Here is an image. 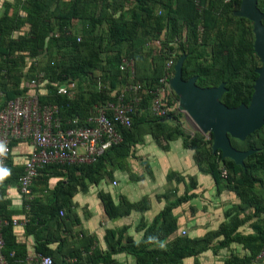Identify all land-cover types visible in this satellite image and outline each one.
<instances>
[{"label":"trees","instance_id":"obj_1","mask_svg":"<svg viewBox=\"0 0 264 264\" xmlns=\"http://www.w3.org/2000/svg\"><path fill=\"white\" fill-rule=\"evenodd\" d=\"M101 1L0 0L3 7L0 14V109L8 100L24 93L33 92L37 95L40 104L58 105L61 119L66 120L75 115L83 118L94 104L110 100L118 91L115 88L117 84L123 86L124 83L130 81L128 72L120 70L119 66L122 58L127 57L134 60L133 81L140 82L142 89L136 93L140 98V103L132 115L131 127L121 129L122 141L106 150L94 164L60 166L61 168L65 167L70 173L69 181H73V175L78 172L79 175H86L88 181L98 183L100 180L94 175L103 168L105 161L123 159L128 156L130 148L138 141L137 135L140 126L148 123H153L154 126L162 124L163 118L159 119L153 116H150L152 119L147 122L144 110L149 114L152 92L159 85L158 80L163 74L165 61L174 51L178 50L173 45L174 40L177 39L178 45L181 47L183 42H196L201 35V38L205 39L210 30L216 26L219 13L227 11L229 8V3H225L224 0H208V5L204 6L201 14L203 32L198 35V14L194 10V0H120L118 2L120 6L133 1L130 14L119 13L117 16H113L118 8L115 6L116 4L110 2L105 4L111 10V14L108 12L106 16L99 11L97 16L90 14V11L94 10L95 3H99V10L104 6ZM229 1L238 3L236 0ZM53 7L56 9V14L53 13ZM259 8L264 14V2H260ZM179 19L186 26L183 40L180 38L182 26L179 25ZM73 20L82 22L80 26L82 32L86 33L85 35L82 33L83 36L80 37L72 30ZM103 22L106 23L105 33H94V29ZM142 31L146 32V37H142L143 39L138 44V40H140L138 37ZM77 37H79V41H77ZM102 39L106 40V47L110 45V48L117 49L115 56L105 62H102L100 57ZM149 42L150 46L147 47L146 44ZM232 44L235 45L233 49L229 47ZM122 46H126L124 51H122ZM53 48L73 56L72 60L61 64L58 73H54L52 70L43 72L34 69L32 64L24 71L27 61L33 63L32 59L42 50L51 51ZM82 48L86 51L85 55L80 52ZM144 49L150 52L143 55L146 59L149 58L147 61L148 71L141 75L138 72L137 62L143 58L142 51ZM227 49L225 55L220 53ZM216 52L218 56L215 70L206 69L201 65L190 70V62L187 58L182 66V79L196 74V84L204 88L215 87L224 82L226 91L220 97V101L224 105L229 108L237 107L240 104L248 105L253 93L254 81L257 78L254 71L257 60L252 52L251 40L245 38L244 33L235 34L232 37V43H228V47L219 46ZM179 55L173 56L174 64ZM94 68H97L101 74H97L92 79L88 78L87 74ZM170 74H173V66ZM82 79L92 80L91 83L95 90L88 92L76 87L72 100L57 94L56 89L60 84L73 83L74 80L76 83H81L79 80ZM30 80H35L34 86H30ZM42 82L45 83L44 86ZM105 84L110 86L107 90L104 88ZM40 86H42L41 89ZM72 86L75 85L72 84ZM171 93L170 90V94L166 96L168 103H174L177 99L174 94L173 99L170 96ZM170 114L172 113L170 112ZM177 134L183 137V145L193 150L199 167L211 175L215 185L223 184L226 190L234 192L238 196L240 201L238 207H252L254 214L264 211V195L259 192L261 186H264V127L246 136L242 142H234L230 138L231 145L235 149H255L254 153L245 158V169L235 165L229 159H221L219 151L213 154L207 147V140L202 138L199 133L183 136L181 132L176 133L173 130L166 139L172 140L177 137ZM16 143L14 142L13 145ZM220 160L223 164L219 162ZM221 167L226 169L225 178L221 177ZM44 172L45 169L41 171L38 178ZM21 173L22 167L12 166L8 157L1 183L7 182L10 178L17 179ZM191 197V195L187 198L183 197L177 200V203L162 209L155 216L152 224L142 227L143 234L137 242L131 238H124L121 232H116V240L108 244V256L107 254L102 255L101 261H105L110 254L124 252L133 256L135 264H180L183 259L202 253L206 250L207 244L210 245L209 242L221 237L218 244L221 247L239 242L250 252L249 255L241 257L233 254L223 264H251L264 246L263 223L254 225L256 234L247 237L236 234L242 223V220L236 216L232 217L228 224L221 225L219 232H206L201 239L187 238L186 235L180 233L175 234L177 221L170 214L171 208ZM101 200L107 216L112 219L128 216L134 208L133 204L126 201L115 206L108 197ZM237 206L235 208L239 209ZM50 208L54 209L53 206ZM121 209L123 210L120 211ZM122 239H126L123 245L120 242ZM161 245H165L167 248L164 249ZM78 259L79 256L72 264H97L99 262L97 252L87 255L83 260L85 263Z\"/></svg>","mask_w":264,"mask_h":264},{"label":"crops","instance_id":"obj_2","mask_svg":"<svg viewBox=\"0 0 264 264\" xmlns=\"http://www.w3.org/2000/svg\"><path fill=\"white\" fill-rule=\"evenodd\" d=\"M143 135L146 136V141L152 140L149 133ZM152 142L154 144L152 147L155 149L153 155H147L144 144L139 145L136 151L138 159H129V152L126 158L105 161L103 168L109 169V174L102 173V176L100 174L94 177L112 178V181H116V186L117 179L125 180V193L122 196L126 202L134 199L132 197H135V187L141 184L140 188L144 190L148 182L159 181V178H212L206 170L199 167L193 150L185 147L180 137L167 140L163 148ZM29 151L30 147L27 143L20 142L13 145L9 156L12 166L22 167ZM44 169V174L32 183L29 210L24 207L25 199L18 189L17 179L10 178V181L0 185V215L8 220L20 221L18 226H8L2 233L3 252L10 264H38L39 256L51 257L53 264H72L78 256V261L82 262L93 252H97L99 259L97 264H135L133 256L124 252L110 254L105 261H101L102 255L108 256V244L116 240V232H121L124 238H131L134 242L139 241L143 234L142 227H138L137 223H131L130 219L128 221L129 215L135 214L132 213L133 211L124 217L112 219L107 216L101 199L108 197L113 205L118 204L111 196L112 193L107 191V188L116 187L112 186V181L108 185L104 181L94 183L88 181L86 175H79L78 172L73 175L74 180L69 181L71 175L65 167L49 165ZM126 178H137V181ZM147 178L152 179L147 180ZM221 195L224 199L238 202L235 196L229 193ZM50 206L54 209L51 210ZM59 211H62V215H59ZM143 215L144 213L141 212L135 218L140 219ZM199 223L191 222L190 229L195 233L194 236L191 234L193 237L203 236L205 232L215 230L219 225ZM238 228L240 229V226ZM246 230L247 228H244V233L247 232ZM120 242L123 245L126 239ZM229 248L236 249L238 257L250 253L239 242L230 243ZM229 252L230 250L224 248L213 255L212 249L208 248L195 257L183 259L180 264L188 261L199 264V257L202 262L200 264H204L205 261L207 264L222 263L223 256ZM251 264H264V256L253 260Z\"/></svg>","mask_w":264,"mask_h":264},{"label":"rangeland","instance_id":"obj_3","mask_svg":"<svg viewBox=\"0 0 264 264\" xmlns=\"http://www.w3.org/2000/svg\"><path fill=\"white\" fill-rule=\"evenodd\" d=\"M225 3H229V8H227V11H223L220 12L219 15L217 16V23L216 26L210 30L208 36L205 39H202V32H203V27H202V10L204 8V6L208 5V0H194V10L195 12L198 14L197 20H198V25H197V29H198V35H201V37L196 41V42H183V45L180 47L178 45V40L175 39L174 40V47L178 48L177 51H174L173 54L175 55V57L177 56V54H180L178 56V58L180 57H184L183 60V64L185 62V60L188 58L190 64H189V69L192 70L194 68H196L197 66L201 65L202 67L209 69V70H215L217 67V63L216 59L218 54H216L218 51V47L219 46H226L228 47V43H232V37L235 36V34L238 33H244L245 34V38H247L248 40H251L252 42V52L253 55L255 56L254 58L257 60V66L254 69V71L258 68H261L263 63L261 62V60L258 58V56L256 55L254 48H253V43H254V38H255V32H254V21L253 19H250L246 16H242L240 14V8H241V4H242V0H236L238 1V3H232V1L230 2L229 0H224ZM110 2L111 4H116L115 6H117V11L115 13H113V16H117L119 13L121 14H130V10L131 8H133V1H129L128 3H126L123 6H120V4H118V2H120V0H102L101 3L104 5L103 7H101V11L99 10V3H95L94 4V10L90 11V14H93L94 16H97L98 11L101 12L102 14H106V16L108 15V12H110L111 14V10H109V8L107 7V5L105 3ZM260 2H264V0H255V8L264 16L263 12L261 11V9L259 8ZM126 6V7H124ZM2 5L0 3V14L2 13ZM53 13L56 14V9L55 7L52 8ZM128 15V14H127ZM263 16L260 19L261 24L264 26V22H263ZM53 20V19H52ZM152 21V20H151ZM82 22L80 20H73L72 21V30L79 35L80 37L83 36V34L85 35L86 33H83L81 30V24ZM179 25L182 26V34L180 36V38L183 40L184 39V34L186 33V26L185 23L182 22V20L180 21L179 19ZM140 29H142L140 27ZM106 31V23L103 22L101 25H98L95 29H94V33L96 34H104ZM86 32V31H85ZM83 33V34H82ZM162 35V34H161ZM144 37H146V32L142 31L139 34L138 40V44H140L141 40ZM163 37V36H161ZM105 39V38H103ZM102 39V40H103ZM181 44V43H179ZM218 45V47H217ZM235 45H237L235 43ZM235 45H231L229 47H232ZM106 40H103L102 43V48L100 50V57L102 59V62H105L107 59L113 58L115 56V53L117 51V49L115 48H110L111 46L109 45L108 47H106ZM110 48V49H109ZM126 48V46H122V51H124ZM147 50V49H146ZM145 49L142 51V57L145 54H148L150 52L146 51ZM228 51L224 50V51H220V53L222 55H225V53ZM233 51V50H232ZM81 54L85 55L86 51L84 48L81 49ZM179 52V53H178ZM63 54V55H62ZM72 55H68V54H64L62 52V50H56V48L51 49V51H47V50H42L40 52L39 55H37L36 57H34L32 60L33 63H31L30 61L26 62V66L24 68V71L29 68L32 64V66L34 67V69H38L40 71L44 70H52L54 73H58L59 72V67L61 66V64H64V62H68L70 60H72ZM149 57H151L149 55ZM177 58V59H178ZM149 60L146 59L145 57H143L139 62H137V66H138V72L139 74H146L147 73V61ZM177 61V60H176ZM176 63V62H175ZM182 64V66H183ZM97 74H101L99 72V70L97 68H94L93 70L89 71V74H87L88 78H93L94 76H97ZM173 75V74H172ZM195 77V84H196V79H197V75L193 74L191 75L189 78ZM63 78V77H61ZM184 79V80H188ZM75 82L71 83L74 84V90L76 91V87H78L81 90L84 91H94L95 87L94 85L91 83L93 82L92 80H79L81 81V83H76V80H74ZM45 82V81H44ZM44 82L43 86H44ZM224 83V82H221ZM220 83V84H221ZM123 84V82H122ZM125 84V83H124ZM123 84V85H124ZM197 85V84H196ZM219 85V84H218ZM217 85V86H218ZM198 86V85H197ZM110 86H108V84L104 85V88L107 90ZM122 87L121 84H117L116 85V90H120ZM200 87V86H198ZM216 87V86H215ZM42 88V86H40V89ZM204 88V87H201ZM87 89V90H86ZM97 89V88H96ZM170 90L172 91L171 87L169 86V91L165 92V96L164 99L162 100V102L165 103L166 106H168V108L173 109L174 106L178 107V102H179V97L177 94H175L173 91L171 93V97L174 99L173 94L177 96V99L175 100L174 103H168L166 102V96L170 94ZM254 92V89H253ZM85 95V94H84ZM145 114H146V120L147 122L151 121V115H149L147 113L146 110H144ZM143 112V113H144ZM170 117V118H168ZM164 120L161 121V125L159 126H154L153 123H148L145 125H142L139 127V131H138V135H137V143L132 146L130 148V158L132 160H136L139 157H137V148L139 145L144 144L143 146H145V149L147 150V155L151 156L154 154L155 149L154 147H152L154 144L152 141H154V143L158 146H160L161 148L164 147V144L167 143V136L168 134L171 133V131H176L177 132H181L183 134V136H191L194 133H199L202 138H204L205 140H207V147L211 150V144H212V135L209 132H202L198 126L196 125V123L190 118V116L184 112V111H179L177 112L176 115H171L170 112H168V115L165 117H162ZM160 119V118H159ZM263 126H261L259 129H261ZM258 129V130H259ZM257 131V130H255ZM254 131V132H255ZM147 133H149V137L152 140H147L146 141V136L143 135ZM253 133V132H252ZM211 135V136H210ZM179 135L177 134V137ZM181 138V140L183 141V137L179 136ZM233 139V141L237 142H242L244 140H238L235 138H231ZM230 141V138H229ZM231 144V142H230ZM142 146V147H143ZM240 150V149H237ZM250 149H246V150H241V151H247ZM251 150H254L253 148H251ZM140 153L142 151V149L139 150ZM212 152V150H211ZM213 153V152H212ZM215 153V152H214ZM213 153V154H214ZM254 153V152H253ZM142 154V153H141ZM155 156H157L155 154ZM221 159H228V158H222L220 155ZM157 160V159H156ZM230 160V159H229ZM245 160V159H244ZM244 160H243V164H244ZM232 161V160H231ZM221 164L222 161H219ZM233 162V161H232ZM219 163V164H220ZM234 163V162H233ZM220 164V166H221ZM235 164V163H234ZM236 165V164H235ZM111 166H113L111 164ZM239 166V165H237ZM244 166V165H243ZM242 167V166H240ZM222 168V167H221ZM243 169H245V167H242ZM224 169V168H222ZM226 170V169H225ZM108 170H105V168H101L100 171L98 172V174H96L95 176H98L102 173L104 174H109ZM117 179V178H116ZM128 180L134 181L133 179L137 178H126ZM139 179H143V178H139ZM152 178H147V180H151ZM98 180L100 181H104V183L106 185H108L111 181L112 178H98ZM118 180V185L116 187H110L107 188L108 193H112L111 196L113 198L116 199V201L118 202L117 205L123 204L124 197L122 195H124V190H125V180ZM148 185V186H147ZM137 186V185H136ZM141 184L138 185L137 187H135V192L134 195L135 197H132L134 199L130 200V203L133 204L134 208L132 213L134 215H129L128 217V221L130 219L131 223H137L138 227H145L149 224L153 223V220L155 219V216L165 207L171 206L172 204L177 203V200L182 199L183 197L187 196H192L189 199H185V201L180 202L179 204H177L176 206H173L171 208L170 214L172 215V217L176 218L177 221V232L175 233L176 235L180 233V231L184 228L187 230V234L186 237L187 238H191V239H201V237L204 236H199V237H193L195 235L193 229L191 230V222L194 224H197L199 222L200 225H205L207 223H215V224H219L215 230L212 231H208V232H212V233H216L219 232L220 226L223 224H228L230 219H232V217L236 216L238 219L242 220V223L240 225V229L238 228V230L236 231V234L241 235L243 237H247L251 234H256L254 231V225L256 226V224L264 225V211L262 213H255L253 212V208L250 207H243L240 208L238 207V203H240L238 196L231 191L226 190L225 186H223V184L220 185H215L214 181L212 180V178H159V181H155V182H148L145 186V189L143 190V188H140ZM205 191L207 193H205ZM259 192L261 195H264V186H261V188L259 189ZM223 193H229L231 194V196H235V199L238 200V202L234 203V201L232 202V199L229 200L224 199L222 197L221 194ZM143 194V195H142ZM123 198V199H122ZM110 200V199H109ZM111 201V200H110ZM120 203V204H119ZM235 206H237L239 209L235 208ZM123 209H121L120 211H122ZM145 211H147L145 213ZM143 212L144 215L140 218V219H136L135 216H137V214ZM255 215V216H254ZM135 218V220H134ZM127 221V222H128ZM140 225V226H139ZM199 226V225H196ZM137 227V228H138ZM264 227V226H263ZM244 228H247V232L244 233ZM250 228V230L248 229ZM191 230V231H190ZM192 232V233H190ZM193 236H192V235ZM216 238V237H215ZM221 240V237H218L214 240H212L211 242H209L210 245L207 244V248L206 249H212L213 251V255H216L219 249H228L230 250L229 254L225 253L226 255H224V259L219 263L216 264H223L227 259H229L233 254L236 255V249H230V244L227 246H223L221 247V245L219 244V241ZM162 246V245H161ZM164 249L167 248L165 245L162 246ZM256 257V256H255ZM201 257L198 258V262L199 264L202 263L200 261ZM255 260V258L253 259ZM185 264H192L191 261H188ZM204 264H207L206 261L204 262Z\"/></svg>","mask_w":264,"mask_h":264},{"label":"built area","instance_id":"obj_4","mask_svg":"<svg viewBox=\"0 0 264 264\" xmlns=\"http://www.w3.org/2000/svg\"><path fill=\"white\" fill-rule=\"evenodd\" d=\"M146 46H150V42ZM173 56L174 54L165 61L163 74L158 80L159 85L152 92L148 111L155 118L165 117L168 112H171V115L179 112L177 107L171 109L162 102L165 92L169 91V79L172 77L170 70L174 66ZM119 69L128 72L130 81L110 100L94 104L83 118L75 115L66 120L61 119L58 105L40 104L33 92L8 100L0 109V185L13 143H27L30 147L22 165V173L17 178L26 210L30 208L32 183L45 167L94 164L106 150L122 141L120 130L129 129L132 125V115L140 103L136 93L142 89V84L133 81V58H122ZM29 84L34 86L35 80H30ZM56 92L70 100L75 96L71 83L60 84ZM226 175V170L222 169L221 177L225 178ZM111 184L116 186V181L113 180ZM59 215H62V211H59ZM19 224V220H8L0 215V264H10L3 252V229ZM180 234L186 235V230L182 229ZM263 256L264 246L255 259ZM37 260L38 264H53L49 256H39Z\"/></svg>","mask_w":264,"mask_h":264},{"label":"water","instance_id":"obj_5","mask_svg":"<svg viewBox=\"0 0 264 264\" xmlns=\"http://www.w3.org/2000/svg\"><path fill=\"white\" fill-rule=\"evenodd\" d=\"M240 14L254 21L253 48L263 63L255 70L257 78L249 104L234 108L224 105L220 97L226 91L225 83L201 88L195 84V77L182 79L183 56L173 66L169 86L179 97L178 111L186 112L202 132L212 135V152L219 151L222 158L244 167L243 160L254 150H237L232 147L229 138L244 140L264 125V26L260 22L263 15L255 8V0H242Z\"/></svg>","mask_w":264,"mask_h":264}]
</instances>
